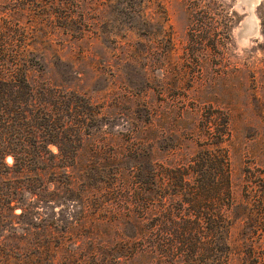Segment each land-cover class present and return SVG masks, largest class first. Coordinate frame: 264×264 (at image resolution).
I'll return each instance as SVG.
<instances>
[{
  "label": "rangeland",
  "instance_id": "obj_1",
  "mask_svg": "<svg viewBox=\"0 0 264 264\" xmlns=\"http://www.w3.org/2000/svg\"><path fill=\"white\" fill-rule=\"evenodd\" d=\"M10 75L0 144L29 154L0 182V264H168L138 241L139 180L167 196L216 148L226 264H264V0H0Z\"/></svg>",
  "mask_w": 264,
  "mask_h": 264
},
{
  "label": "trees",
  "instance_id": "obj_2",
  "mask_svg": "<svg viewBox=\"0 0 264 264\" xmlns=\"http://www.w3.org/2000/svg\"><path fill=\"white\" fill-rule=\"evenodd\" d=\"M25 83V75L22 78L14 75L0 77V86H3L0 92L16 89ZM6 114L5 110H1V119H5ZM1 121L0 126H3L9 120L5 119V123ZM61 126L63 128L65 124ZM7 153L14 157L11 166L4 161ZM28 154L24 145L17 147L0 144V182L8 180L5 178L8 168L26 171ZM198 157L195 159L198 167L194 169V176L183 165L176 166L175 189L162 198L156 196L151 199L147 196L143 177L139 180L138 204L141 218L134 223L138 241L143 250L147 248L155 251L158 259L171 256L168 264H173L177 259L180 264L227 263L230 248L227 229L229 222L224 208L230 202L227 156L220 148H216L203 150ZM5 194L0 188V203L3 205L7 199ZM154 203L157 208L151 207ZM151 210L155 212L151 213V223L146 224L145 218L149 219Z\"/></svg>",
  "mask_w": 264,
  "mask_h": 264
}]
</instances>
